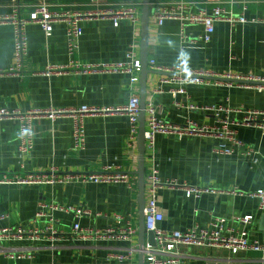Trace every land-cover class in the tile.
I'll return each mask as SVG.
<instances>
[{"label": "crops", "instance_id": "obj_1", "mask_svg": "<svg viewBox=\"0 0 264 264\" xmlns=\"http://www.w3.org/2000/svg\"><path fill=\"white\" fill-rule=\"evenodd\" d=\"M43 1L58 12H88L134 3L141 4L142 12L144 3V0H22V16L29 15L35 5ZM167 1L170 0H150V5L154 10L155 2ZM192 1L195 3L193 12L210 13L221 7L227 13L238 14L246 9L248 18L262 21L235 25L219 21L209 42L198 41L204 33L203 25H189L186 28L189 40L184 42L180 35L181 22L169 19L159 26L152 10L148 61L154 59L163 70L153 69L148 62L146 104L159 105V115L175 125L188 121L198 125L217 124L212 112L191 108L192 105L264 110V89L259 90L258 83L234 80L264 77V0ZM12 10V0H0V15L10 14ZM82 26L80 46L71 54L65 22L56 23L50 36L40 24H30L29 54L24 73L21 77L7 75L0 79V108L29 110L87 105L104 109L124 105L133 92L141 96L140 81L133 85L130 76L120 71L77 73L71 70L50 76L42 72L47 65L67 64L71 60L93 64L123 62L129 50L136 59L142 60L141 21L123 20L116 26L112 19H93L83 22ZM14 45L13 25L0 24V68L13 64ZM178 67L210 71L213 77L206 84L187 83L174 71ZM181 87L186 92L174 94V89ZM34 129V149L29 155L19 157L17 122L0 119V174H45L55 169L59 174L85 175L111 167L129 173L131 182L72 179L50 184L2 183L0 227L30 225L43 203H58L91 213L77 215L63 209H48L63 230H69L75 223L85 228L121 229L133 221L138 232L133 240L49 238L2 242L0 264H140L138 135L130 140L128 117L122 114L86 116L83 149L73 146V119L70 117H59L55 121L39 118ZM237 132L245 146L236 148L233 155L214 152L222 142L231 144L217 135L157 134L154 152L146 150L145 177L147 183L149 171L157 168L162 181L168 183L159 190V207L164 214L159 223L161 228L169 231L195 226L206 228L216 216L231 219L250 214L254 219L245 227L249 238L264 243V209L259 208V198L249 195L264 190V133L260 128L248 126L238 127ZM247 148L253 149L255 154H244ZM187 185L211 187L215 192L188 196ZM238 228L243 230V226ZM134 245L139 251L131 256V260L120 261L112 257L128 254ZM148 246L151 245L146 235L145 247ZM20 251L32 255L8 257L7 252ZM171 256L163 254L161 257ZM171 264H264V251L233 254L219 247L182 244L178 246L177 261Z\"/></svg>", "mask_w": 264, "mask_h": 264}, {"label": "built area", "instance_id": "obj_2", "mask_svg": "<svg viewBox=\"0 0 264 264\" xmlns=\"http://www.w3.org/2000/svg\"><path fill=\"white\" fill-rule=\"evenodd\" d=\"M13 10L10 14L0 15V24L10 23L15 31L14 61L8 68H0V79L7 75L21 77L25 70V60L29 54L28 26L32 23H38L42 26L46 35L50 36L54 30V25L58 22L66 23V35L68 50L74 54L80 46V38L83 34L82 23L93 19H112L118 26L121 21L128 20L133 23L141 21V4L134 3L121 6H108L88 12L53 11L50 5L43 1L35 5L33 10L27 16H22V0H12ZM194 1L192 0H170L167 2H155L154 11L157 24L162 26L166 20L177 19L181 22V39L184 42L189 40L186 28L189 25H203L204 33L198 38V41L209 42L215 32V25L219 21L229 22L231 25L236 23L261 22L260 18H248L246 9L243 12L227 13L221 7H216L212 12L200 10L193 12ZM197 41V40H196ZM184 48V47H183ZM153 69L163 70L154 59L149 61ZM77 73H91L96 71H120L130 76L131 83L138 84L141 78L142 61L136 59L133 51L127 52V58L119 63H81L77 60H71L67 64L47 65L44 73L54 75L68 71ZM173 71V70H168ZM180 80L197 84H206L213 77L210 71H196L178 67L175 69ZM231 76H229L230 78ZM246 81L248 83H258L259 90L264 89V77L252 76L248 78L234 79ZM249 85V84H248ZM161 90H157L160 92ZM185 88L174 89V94L185 93ZM191 108L209 111L214 114L217 124L198 125L196 122L188 121L183 125H175L164 118L159 113V105L152 102L146 104V129L145 145L149 152H154L156 147V137L159 133L167 134H210L222 137L230 142H222L214 148L216 154L233 155L236 148L242 149L245 143L238 137L237 128L240 126L257 127L264 133V110L247 108L244 106L230 105H192ZM141 96L138 92H133L129 100L122 106L114 108H97L95 106H81L78 108H37L29 110L0 108V119L9 118L17 122L18 126V147L19 157L29 155L35 145L34 123L39 118H48L55 121L59 117H70L73 119V146L83 149L86 144L85 117L88 115L100 114H122L129 119L130 140L136 139L139 133L141 116ZM244 154H255L251 148H247ZM81 179L83 181L95 182H128L130 184V175L127 172L118 171L111 167H106L102 172L85 175L79 174H59L57 170L51 169L45 174H0V184L2 183H37L50 184L64 182L66 180ZM168 183L162 181L159 170L152 168L149 171L147 179V205L145 213V226L148 231L155 234L157 245L155 247H145L144 252L148 264H171L177 261L178 246H211L229 250L233 254L242 251L254 250L264 251V243L249 238L248 230L245 229L253 219V215L236 216L231 219L223 217H213L209 227L203 228L195 226L184 230L169 231L160 227L159 223L164 219V214L159 207V190ZM177 184V183H175ZM188 196H200L203 192L213 191L211 187L186 186ZM252 197L259 198V208L264 209V190L260 189L249 193ZM63 209L69 212H75L77 215L91 214L80 208L60 205L58 203H43L42 209L37 212L30 225H18L15 227H0V243L12 240H41V239H64L107 241V240H133L137 235L138 229L133 221H129L125 228H85L79 223L73 224L69 230L59 228L58 220L48 212ZM116 218H120L115 214ZM238 226H243L239 230ZM138 247L132 246L128 254H116L114 259L124 261L131 260V256L137 253ZM10 258L25 257L30 252H7ZM163 254L172 255L168 258L161 257ZM56 264V263H53Z\"/></svg>", "mask_w": 264, "mask_h": 264}, {"label": "water", "instance_id": "obj_3", "mask_svg": "<svg viewBox=\"0 0 264 264\" xmlns=\"http://www.w3.org/2000/svg\"><path fill=\"white\" fill-rule=\"evenodd\" d=\"M153 9L150 5V0H144L142 17H141V35H142V72L140 78L141 84V116H140V125L138 133V174L139 180V219H140V229H139V250H140V264H146V255L144 252L145 249V237L148 235L149 244L152 247L157 245L155 234L152 231L147 232L145 226V213H146V177H145V158H146V145H145V129H146V89H147V77L150 72L148 69V44H149V24L151 19V11ZM154 11V10H153Z\"/></svg>", "mask_w": 264, "mask_h": 264}]
</instances>
